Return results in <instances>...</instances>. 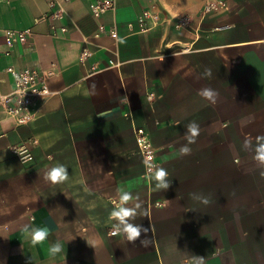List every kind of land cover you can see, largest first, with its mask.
Returning a JSON list of instances; mask_svg holds the SVG:
<instances>
[{"label": "crops", "instance_id": "crops-1", "mask_svg": "<svg viewBox=\"0 0 264 264\" xmlns=\"http://www.w3.org/2000/svg\"><path fill=\"white\" fill-rule=\"evenodd\" d=\"M48 1H0V96L14 88L9 66L50 74L52 93L34 101L37 117L25 126L0 105V264H264V178L253 160L264 135V0H220L225 9L204 18L207 0H114L99 17L90 8L99 0H59L62 18L37 22ZM151 7L162 24L138 33ZM176 15L190 26L175 29ZM100 25L117 36L96 37ZM27 28L32 37L6 56L4 31ZM205 87L218 92L215 104L198 95ZM192 121L200 134L181 156ZM134 127L149 133L169 189L154 190ZM29 139L34 160L23 166L10 149ZM57 164L69 178L53 185L44 175ZM118 188L139 197L131 222L151 226L147 247L110 235ZM36 227L49 236L33 246ZM57 241L63 251L52 257Z\"/></svg>", "mask_w": 264, "mask_h": 264}, {"label": "built area", "instance_id": "built-area-1", "mask_svg": "<svg viewBox=\"0 0 264 264\" xmlns=\"http://www.w3.org/2000/svg\"><path fill=\"white\" fill-rule=\"evenodd\" d=\"M2 1V0H0ZM68 2V0H63ZM49 13L37 20L43 21L47 19H60L65 13L64 5L59 0L48 1ZM226 5L220 0H207L203 4L201 10V17L204 18L208 14L225 9ZM91 12L95 17H99L106 12L115 9L114 0H99L98 2L90 6ZM173 27L175 29H183L190 26V18L187 15H176L172 17ZM162 24L161 15L158 11L151 7L143 10L137 18V32L147 33L159 28ZM64 31L63 28L60 29ZM109 34L112 37L117 36L115 28L106 30L104 26L98 27L99 34ZM32 30L30 28L23 30H6L4 31V42L7 48L5 53L9 56L12 49L19 44H25L32 37ZM115 34V36H114ZM89 56L87 49H83L80 60L83 61ZM7 74L13 81V90L4 96H0V105L5 115L13 120L17 126H25L33 122L37 117V109L34 107V101L36 99L45 100L52 93L48 88L47 80L49 78L48 73L41 71L38 68L25 67L17 69L14 66H9L6 69ZM147 100H152V94L147 96ZM134 133L136 138V144L138 153L142 156L143 161L151 157L150 163L155 164V151L150 140L149 133L145 127H134ZM36 144L35 140L29 139L25 142H21L11 147V152L15 156L16 160L23 166L30 165L34 160L33 145ZM20 153L21 156L18 154ZM25 157H31V159H25ZM145 164V163H144ZM145 173L147 168L145 166ZM112 231H110V235Z\"/></svg>", "mask_w": 264, "mask_h": 264}, {"label": "clouds", "instance_id": "clouds-1", "mask_svg": "<svg viewBox=\"0 0 264 264\" xmlns=\"http://www.w3.org/2000/svg\"><path fill=\"white\" fill-rule=\"evenodd\" d=\"M115 36V34H114ZM120 43H124L121 39ZM212 75L211 69H205L203 76L210 77ZM203 99L208 100L212 104H215L218 98V92L212 88H202L198 91ZM200 134L199 125L192 121L186 127L185 139L187 144L183 145L179 149V154L181 156H186L191 154V148L188 146L196 142V138ZM244 149L251 150L252 142L250 139H246L243 145ZM20 156L21 154L18 153ZM25 159H31V157H25ZM151 157L144 161L147 168V173L151 180L155 182L156 191L167 190L171 187V179H169L168 171L163 167H158L150 163ZM253 160L256 162L257 167L260 169L259 175L264 178V135L256 137V145L254 148ZM69 178V172L66 166L63 164H57L46 171L44 179L50 181L53 185L60 184L67 181ZM119 202L115 203V207L109 214V219L115 221L112 225V235H123L129 243H136L140 240V245L142 247L148 246V238L146 234L150 231V227H145L142 224H136L134 221L138 215V210L141 209L142 204L139 202V197H133L131 192L125 190L124 188L117 189ZM190 198L193 200L200 201L201 203L208 205L210 200L207 196L199 193H190ZM132 203L133 206L128 205ZM143 214V213H139ZM142 234H145V238L141 239ZM30 238V242L33 246L38 244H43L48 236L49 229L47 227H36L32 228L30 232L27 233ZM63 245L57 241L50 245L49 254L55 257L57 254L63 251ZM194 259L199 260L200 264H203V257H195Z\"/></svg>", "mask_w": 264, "mask_h": 264}]
</instances>
